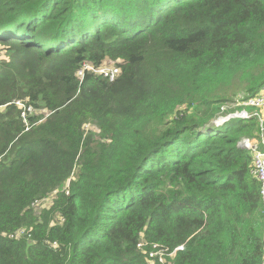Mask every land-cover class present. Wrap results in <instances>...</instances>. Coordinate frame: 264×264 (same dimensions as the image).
<instances>
[{"label": "trees", "instance_id": "trees-1", "mask_svg": "<svg viewBox=\"0 0 264 264\" xmlns=\"http://www.w3.org/2000/svg\"><path fill=\"white\" fill-rule=\"evenodd\" d=\"M0 45V264H262L258 118L217 121L264 0H0Z\"/></svg>", "mask_w": 264, "mask_h": 264}, {"label": "built area", "instance_id": "built-area-1", "mask_svg": "<svg viewBox=\"0 0 264 264\" xmlns=\"http://www.w3.org/2000/svg\"><path fill=\"white\" fill-rule=\"evenodd\" d=\"M98 71V70H96ZM99 71L104 72L106 76H110L111 79L115 77L118 73L119 68L117 66L104 67ZM17 104L23 105L21 101H17ZM233 105H243L244 107L240 110H236L234 112L229 113L228 115L222 116L220 118L221 121H227L232 117H241L244 119H248L251 117H257L259 122V131L257 135L253 137H244L240 144L250 149L253 153V173L260 183V197L262 203V213L264 216V88L260 90L259 93L252 95L250 97L245 98L243 95H239ZM250 106L253 108L252 111H249L246 107ZM26 110L23 111L22 115L26 117L27 111L31 110V106L26 107ZM259 108V109H256ZM225 107H223V110ZM22 232V230H19ZM146 242L140 241L138 246L140 248H144ZM182 248V245L177 247L176 249ZM175 249V250H176ZM168 251V249L164 248L159 243H152L149 252V257L158 260L162 263L166 261V258L173 254L175 251ZM263 250H264V238H263ZM264 264V251H263V261Z\"/></svg>", "mask_w": 264, "mask_h": 264}, {"label": "rangeland", "instance_id": "rangeland-1", "mask_svg": "<svg viewBox=\"0 0 264 264\" xmlns=\"http://www.w3.org/2000/svg\"><path fill=\"white\" fill-rule=\"evenodd\" d=\"M6 52V50L4 49V47L3 46H1L0 45V55H2V54H4ZM241 95V94H240ZM239 96V95H238ZM234 106V105H233ZM243 106V105H242ZM227 107H225V109H226ZM34 111V110H33ZM32 111V108H31V110H29V112L30 113H32L33 112ZM219 121H221L220 119H219ZM52 199H53V195H51V196H48V197H46V198H44L43 200H41V201H37V203L38 204H41V205H44V206H48L51 202H52Z\"/></svg>", "mask_w": 264, "mask_h": 264}, {"label": "bare ground", "instance_id": "bare-ground-1", "mask_svg": "<svg viewBox=\"0 0 264 264\" xmlns=\"http://www.w3.org/2000/svg\"><path fill=\"white\" fill-rule=\"evenodd\" d=\"M262 89H263V88H262ZM262 89H261V90H262ZM256 109H259V108H256ZM224 122H225V121H219V120L217 121L218 124H222V123H224Z\"/></svg>", "mask_w": 264, "mask_h": 264}]
</instances>
